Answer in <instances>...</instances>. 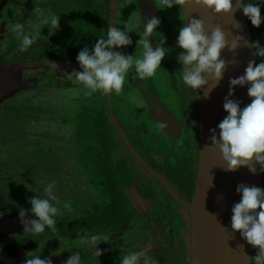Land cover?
<instances>
[{"label": "water", "instance_id": "water-1", "mask_svg": "<svg viewBox=\"0 0 264 264\" xmlns=\"http://www.w3.org/2000/svg\"><path fill=\"white\" fill-rule=\"evenodd\" d=\"M10 0H2L0 13ZM142 28L150 43L153 18L159 14L152 0H141ZM182 4L194 63L201 128V160L193 220L191 264H253L264 179V125L260 76L253 36L243 0H173ZM118 0H111V64L98 67L59 60L0 64V103L40 84L26 72L53 70L64 77L74 69L109 79L118 62L115 23ZM5 31H0L3 36ZM1 39V38H0ZM72 74V75H71ZM105 82V81H104ZM109 89V83L105 82ZM153 118L173 137L180 135L173 115L157 98L151 101ZM130 178V177H129ZM128 194L144 201L130 179ZM137 197V198H136ZM41 220L35 213H12L0 218V242ZM31 225V226H30ZM91 254L70 255L82 260ZM0 264L29 263L23 250Z\"/></svg>", "mask_w": 264, "mask_h": 264}, {"label": "trees", "instance_id": "trees-1", "mask_svg": "<svg viewBox=\"0 0 264 264\" xmlns=\"http://www.w3.org/2000/svg\"><path fill=\"white\" fill-rule=\"evenodd\" d=\"M20 1L21 0H16L15 2H18L20 4ZM23 1L26 4L32 1L34 2V5L39 4L42 1L48 2V5L43 4L42 6L38 7L39 11L37 15L39 17L41 16L40 21L36 19L31 20L30 17L26 19L27 26L25 27H29L32 29L30 39H28L29 43H27V45H24L22 42L19 45L20 47L17 48V46L14 45V42L9 41L7 47H5L6 49L0 52V64L16 63L22 61L40 62L52 60L89 64L98 67H108L111 64V0H102L104 3L102 4L101 8L96 5L98 8H94L92 10V13L89 14V16L92 17L99 16V18L97 19L98 21L97 23H95V25H92L91 28H87L88 35L82 39H78V37L76 36L75 38H73V34L75 32L79 33V31H81L79 27H85V25L89 24V21H83L85 25L83 24L81 20L86 14L81 16V13L79 12V7L73 6V0ZM77 1L79 0H76V2ZM80 1L86 2L87 0ZM1 2L2 0H0V3ZM141 2V0H137V11L140 14V18H142ZM243 3L244 10L246 13V19L252 32L253 43L256 52L257 68L260 76L259 89L261 95L264 125V0H243ZM160 4L161 10L164 9L165 14L163 15V18L160 19V23L163 26L162 28L165 29L166 32L169 34L168 36L170 38H161V40L159 39L157 42L154 39L155 46L150 47L153 48V52L156 53L155 55L158 56L161 52V46L163 45V42H165L167 43V46L170 49V58H172L175 56L176 52L174 38H176V36H178L180 32L177 31V27H180L179 25H177V20L180 19L181 21H185L184 13L182 5H175L173 3V0H160ZM153 5L154 7L157 6L155 2L153 3ZM27 6L24 4V7L28 9ZM46 6H49L50 11L45 12ZM59 7H62V10H58ZM63 10H66L67 12L65 13ZM44 16L45 18H43ZM47 16L48 19L51 20V23L54 24L53 27L57 26L56 21H58L60 16H66L71 20L69 24H72L68 26L64 32L61 31L58 36L60 40H63L67 43V46L65 47V49H67L66 54H62L60 52L58 54H55L51 49L50 43L42 38L43 34L40 30ZM140 22L141 26L139 27V29L141 35L139 36L144 37L143 33L145 35V31L142 28V19L140 20ZM116 26L117 23H115L116 48L117 52H119L120 54L121 50H119V37L117 35L118 31ZM50 34H47L46 36H52ZM144 39L146 42L150 43L146 35ZM78 47L80 48L81 53H79V51L75 52V49ZM91 52L93 54L96 53L97 56L91 57ZM191 59H193L192 54ZM191 62H193V60H191ZM173 64L174 63L167 59V63L164 67L167 66L168 74H171L169 76V82L171 83V85L176 86L177 82H179V79L181 77L179 75L180 73H178L180 71H178ZM117 65L113 71V76H116L118 72ZM74 70L75 73L77 70L81 71V73H83L81 74V77L82 75H88V71L86 70L78 68ZM46 72L54 74V76L51 77L53 79L47 77L45 74ZM30 73L32 76H41L40 79L36 78L40 85L36 88H33L34 90H36L34 97H29V92L33 90L31 89L29 91L21 92L15 97H12L10 99L5 100L3 103H0V136L5 134L4 139L0 137V167L2 168L0 169V182L2 185L5 184L6 186V191H2L0 194L4 196L2 200L3 202H0L1 206L7 205L12 207L13 210H15L16 208H25L33 212L35 211L33 210V207L26 205V198L28 199L27 196H25V199L23 200L18 196L19 193L27 194L28 192H32L31 190H29L30 186L26 184L36 182L35 180L28 181L27 171H25L24 168L22 169L21 167V165L24 166V163H20L21 159L19 158L18 154H20L19 152L22 150V148H25L22 143V137H25V135H27V132L29 133V131L33 134L37 132L39 134L41 131H45L46 134V132L48 131L49 135L52 132L50 131L53 128L52 125L57 123L58 120H63L66 124H68L70 128L71 132L68 134L69 138L73 136V133H75V131H79L77 138L80 148L82 150V154L79 160H87V165L89 160L91 162V166L94 167L95 178L92 181V185L94 186L92 188V193H86L82 188H80L77 190L83 191L81 192V195H78L76 193L74 194V197L77 196L75 201L79 203L78 206L81 207V205H84L87 206L89 209L92 208V218H90L87 223L86 221L84 223H79L77 220L69 226L63 227V223L57 224L55 222V218L47 216L40 210L43 216H45L46 218H50L49 223L47 224V230L49 232V235L51 238H57L60 236L64 237L65 233H67L65 232L66 228L69 232H76L77 234L85 233L87 229L95 230L96 233H98L99 235L104 232L116 231L118 226L125 223L126 221L122 220L119 216L125 210H127L126 204L128 199H124L125 195H123V193L127 189V181L125 176L120 173V170L122 169L124 163L121 164V161L118 160L119 158L117 159V152L121 149L122 145L117 142L116 134L114 132L113 126L111 125L112 121L110 118L111 115L109 111V108L111 107V98H108V104L102 98H98V100L97 98H95L94 101L97 106L96 111H94L95 109L92 110L89 109V107L87 108L86 106H83L82 108H79V112L77 111L76 113L73 112V110L70 111L67 106L61 108L52 105L51 99H47V97L49 96L45 94L47 93V90H55L58 88V86H62V83L65 82L63 75L61 76L60 73L58 74L56 71L53 70ZM125 77L128 81L129 77H131L130 81H133L134 79L132 73H130L129 76L127 75ZM114 80L116 81L115 77ZM47 81L49 85L46 84ZM67 84L68 81L66 85ZM87 85L90 88L91 84ZM114 86L109 87L112 90L115 89ZM67 87L71 86L67 85ZM100 87L101 89L99 88V86L97 87L93 84L92 89L96 88V91L100 93L102 92L103 95L105 90L104 81H102ZM127 87L128 89L132 87L131 82L130 85ZM34 125H36V129L38 130L32 131L28 129L30 127H35ZM16 136H20V139H15ZM6 137H8V139ZM45 139L46 138H43V143L38 145L43 146L42 148L40 147L37 150L38 159L42 160V162L40 161L43 165L42 169H45L47 171H56V165L58 164H55V161L53 159L55 157H62V154H55V152L52 151V148L49 146L50 144ZM68 146L69 145H67V147ZM25 150H27V148H25ZM25 157H27V155ZM84 165L82 163V168L84 167ZM11 170H15V172ZM58 173H62L61 168L58 169ZM67 181L69 182L70 187L75 186V180L70 181V179H67ZM45 186L49 187L50 189L51 186L57 187V184L54 185V183L51 182L49 186L45 183ZM41 189H43L42 186ZM9 196H12V198H9ZM82 212L86 214V211L82 210ZM87 215L88 219L89 214ZM253 264H264V179Z\"/></svg>", "mask_w": 264, "mask_h": 264}, {"label": "flooded vegetation", "instance_id": "flooded-vegetation-1", "mask_svg": "<svg viewBox=\"0 0 264 264\" xmlns=\"http://www.w3.org/2000/svg\"><path fill=\"white\" fill-rule=\"evenodd\" d=\"M15 1L10 0L0 13V31H5V34L0 36V52L6 49L4 47L9 39L11 28L19 27V30L20 28L22 30L27 26L26 19L34 8L32 1L27 4L23 0L20 1V4ZM152 1L157 4L155 8L159 12L153 18L154 24L151 28V35L157 42L161 38L170 37L160 23V19L165 15L164 9L161 10L160 0ZM24 4L28 5V9L24 7ZM180 4L179 1L178 5L180 6ZM3 14L8 18L7 20L2 19ZM20 18H22V22L17 25ZM182 23L186 38H182V45H179L180 50L175 49L174 56L177 58L178 53L184 56L183 60H175V62H180V66L176 69L180 71L178 73H180L181 81L177 82V87L171 85L170 93L178 98L180 107L173 108L166 104L157 88L154 89V86L149 82L148 87L144 88L145 92H142L145 97L144 104L148 108L144 112L140 113L139 111V113L140 116L145 117L149 125H154L156 130L151 127V133L145 124L135 121L138 120L135 116H127L121 124L114 122L116 120H113L112 115L110 116L116 140L122 145L117 152V159L119 158L121 164L124 163L120 173L126 179L127 177L131 178L145 200L137 201L134 197L131 198L128 194L130 186L127 183V189L123 193L124 199H128L127 210L119 216L122 220H126L125 223L119 225L114 232H104L100 235L92 233L88 236H83L84 233H82L81 239H85L84 243H91L92 246L101 240H93L90 239L91 237L102 238L103 241L108 242V248L105 246L85 250L89 254L94 250H100L103 254H92L82 260L68 259L71 254L63 252L66 250L64 237H60L57 243H55L57 240L51 242L52 238L47 230L50 218H46L36 211L33 212L25 208L13 210L10 206H1L0 204V218L12 213H35L41 217V220L30 225V228L27 227L0 242V260L7 255L23 250L25 259L29 263L71 264L93 259L91 264H101V261H109L110 264H120V262L121 264H191L193 220L190 207L196 193L202 142L197 89L194 87L195 78L193 79L194 63L191 62L193 60L191 59L192 51L186 22L182 20ZM177 31H181V27H177ZM143 36L142 38H145L144 33ZM139 38L141 39V36ZM174 40V45L180 43L175 38ZM164 44L167 45V43ZM120 55L125 56L126 54L118 52V62L122 61ZM74 73L75 70L72 74ZM24 75L26 78H41L40 75L32 76L30 72H26ZM60 75L62 76V74ZM114 77L116 76L112 75L108 80L110 86H114L116 82ZM141 77L134 76L133 81H130L131 77H129L133 88L138 86L142 80H146ZM125 88L128 89L127 86ZM185 95L186 100H184ZM155 98L173 115L181 128L180 135L176 134L177 138L154 121V108L151 101H154ZM136 116L139 117V115ZM138 122L142 121L138 120ZM128 132L131 133V138L128 137ZM5 187V184L2 185L0 182V194L2 191H6ZM3 198L4 196L0 195V202ZM104 234H108V241ZM75 238L71 241L73 242ZM121 239L125 240V249L119 252L117 244Z\"/></svg>", "mask_w": 264, "mask_h": 264}, {"label": "rangeland", "instance_id": "rangeland-1", "mask_svg": "<svg viewBox=\"0 0 264 264\" xmlns=\"http://www.w3.org/2000/svg\"><path fill=\"white\" fill-rule=\"evenodd\" d=\"M104 2L102 0H87L86 2L83 1H77L73 0V6L79 7L81 16L85 15L82 22L89 21V26L83 24L85 27L80 26L79 28L81 31L75 32L73 34V38L78 37V39L85 38L88 35L87 28H91L92 25H95L97 23V17L89 16V14L92 13V10L99 6L101 8L102 4ZM48 5V2H40L39 4L33 5V10H31L29 17L31 20L36 19L40 21V17L37 15L40 6L42 5ZM119 11L117 13V35L119 37V50H121L122 53L126 54L122 57V61H119L117 63L118 65V72L116 74V82L114 83L115 89H107L105 87L104 93L102 95V92H97L96 88L92 89L93 84L101 89V83L102 81L108 82L109 79H106V77H98V76H90L89 74L82 75L81 77V71L77 70L76 73H74V76L68 75L65 79V82L62 83V86H58L55 90H47L45 93L47 96V99H51L52 105L58 106V107H65L67 106L70 111L73 110V112L77 111L79 112V108H82L83 106H86L89 109H95L96 111V104L94 99L102 98L106 101L108 104V98L111 96V104H110V115H112L113 120L115 119L118 124H121L124 119L126 120L127 116H135L138 120L142 122H138L140 124H145L146 128L151 131V127L154 129V125H149V122L146 121L144 116H140V113L142 111H145L148 107L146 104H144V88L148 87L149 82L154 86V89L157 88V91L160 93L162 99L165 101L166 104L170 105L171 107H177L179 108V100L176 96L170 94L172 91L171 83L169 82L170 78L167 76L168 74V68L167 66L164 67L167 63V59H169L175 67L180 66V62L176 61L177 59L183 60L184 56H182L181 53H178L179 55L177 58L172 57L170 58V49L167 45L161 46V52L160 55H155L156 53L153 52L152 44L145 41L144 38H139L140 29L141 26V18L140 14L138 13L137 8V0H119ZM97 5V6H96ZM49 6L45 7V12L50 11ZM98 8V7H97ZM58 10H62V7H59ZM84 10V12H83ZM65 13L66 10H63ZM102 12V9H101ZM68 15V14H67ZM101 15V14H100ZM35 16V17H34ZM45 18V16L43 17ZM3 20H7L8 18L5 16V14L2 15ZM22 22V18L19 19V21L16 23L17 25H20ZM71 20L66 16H60L58 21H56L57 26L53 27L54 24L51 23V20L48 19V16L46 20H44L42 24V28L40 31L43 34L42 38L45 41H48L50 43L51 49L55 54H58L59 52L62 54H66L67 49L65 47L67 46V43L63 40H60L58 38L60 32H64L65 29L70 26L69 24ZM172 23V21H171ZM177 25L181 27V31L178 34L179 39L176 36V40H178L180 43L175 44V49L180 50L179 45L181 44L182 38H186L185 28L180 19L177 20ZM32 29L29 27H23L22 30L19 27H12L11 33L9 35V41L14 42L15 46L20 47L19 45L23 42L24 45H27L29 43L28 39H30ZM51 33V34H50ZM50 34L52 36L47 37L46 35ZM50 39V40H49ZM101 43V42H100ZM165 43V42H163ZM5 45V47L7 46ZM150 44V45H149ZM4 47V48H5ZM27 48V47H26ZM28 49V48H27ZM80 52V48H76L75 52ZM93 52V51H92ZM91 52V57H96L97 54H93ZM84 55V54H83ZM95 59V58H94ZM78 72V73H77ZM128 73V74H127ZM132 73L133 76H142L141 78L146 79L142 80L138 86L129 89H126L125 86H129L130 82L127 80L125 75ZM47 77L51 78L54 76V74L50 72L45 73ZM78 74V75H77ZM72 75V74H71ZM126 75V76H127ZM56 77V76H55ZM83 78V79H82ZM53 79V78H51ZM56 80V79H55ZM68 81L67 87L66 83ZM181 79H179L180 83ZM104 82V84H105ZM47 85H49L48 81L46 82ZM87 84H91L90 88ZM105 86V85H104ZM110 86V85H109ZM194 87H196V82L194 81ZM98 88V89H99ZM128 88V87H127ZM117 90V91H115ZM143 92V93H142ZM36 93V90H32L29 92V97H34V94ZM186 100V95L185 99ZM143 105V106H142ZM101 110V109H100ZM140 111V113H139ZM115 115V116H114ZM136 115H139L136 116ZM144 119V121H143ZM35 127L28 128L29 130L35 131L38 130ZM53 128L51 134L48 135V131L45 134V131H41L39 134L32 133L29 131L27 132V135L25 137H22V143L25 148H22V150L18 154L19 158L21 159L20 163H24V166L21 165L22 169L24 168L25 171H27L28 174V181L29 180H35L36 182L27 183L26 185L30 186V189L32 192H28L27 194H18V196L23 200L24 197L26 198V205H29L30 207H33V210L41 214V211L45 213L47 216L55 218V222L57 224H62L63 227H67L70 224L74 223V221H77L79 223H84L86 221H89L90 218H92V208H88L87 206L81 205L78 206V202L75 201L77 196L74 197V194L81 195V192L77 189L82 188L84 192L86 193H92V188L94 187L92 185V181L95 178L94 174V167L91 166V162L88 160L80 161L79 158L82 154V150L80 148V145L78 143V132L75 131L73 133V136L69 138L68 134L71 132L68 124H66L63 120H58L57 123L52 125ZM116 126V124H115ZM40 128V127H39ZM27 130V129H24ZM130 131V130H129ZM26 133V132H25ZM152 133V131H151ZM67 134V135H66ZM47 135V136H46ZM46 136V137H45ZM3 139L5 138V134L1 135ZM128 137L131 138L132 135L130 132H128ZM8 139V137H6ZM39 140H35V139ZM43 138H46L45 140L50 144L49 146L52 148V151L55 152V154H62V157H55L53 160L55 161L56 165V171H47L45 169H42V160L38 159L37 153L38 149L43 146H38L43 143ZM15 139H20V136H16ZM10 140V139H9ZM41 140V141H40ZM40 141V142H39ZM75 142V144H74ZM45 145V144H43ZM67 145H69L67 147ZM171 145V143H170ZM51 151V152H52ZM26 153V154H25ZM14 155V154H13ZM16 155V154H15ZM27 155V157H25ZM17 156V157H18ZM64 156V157H63ZM67 156V157H66ZM69 157V160H68ZM9 159V158H8ZM14 159V158H10ZM58 160V161H57ZM41 161V162H40ZM57 161V162H56ZM53 162V161H52ZM38 163V165H37ZM49 163V162H48ZM82 163L84 167L82 168ZM18 164V162H17ZM87 166V167H85ZM92 167V168H91ZM53 168V167H50ZM61 168L62 173H58V169ZM0 169H2L0 167ZM15 172V170H11ZM18 173V172H17ZM67 179L75 180V186L70 187L69 182ZM49 186L51 182L54 183V185L57 184V187L51 186L49 187L45 186V183ZM43 189H41V186ZM39 186V187H38ZM25 205V206H26ZM97 205V204H96ZM41 210V211H40ZM83 211H86V214H84ZM89 210V211H88ZM89 214V218L87 219ZM42 215V214H41ZM80 220V221H79ZM44 229V228H43ZM65 236L64 238L66 240V243L64 246H66V250H63L65 254H80L85 252V250H89L91 248H98V247H105L108 248V242H105L102 240V238L98 237H91L90 239L93 240H101L98 244L92 246L91 243H84L85 239H81L84 235H90L92 233H96L95 230L87 229V231L82 234L79 233H71L68 231V229H65ZM84 232V231H83ZM83 236H82V235ZM105 238H107L108 241V234H104ZM80 236V238H79ZM61 237V236H60ZM60 237L52 238V241H56L55 243L60 240ZM74 239L72 242L71 240ZM62 245V244H61ZM96 248V249H97ZM125 249V240L121 239L118 241L117 244V250L119 252H122ZM63 253V254H64ZM137 254V253H136ZM138 255V254H137ZM124 256V255H123ZM139 256V255H138ZM93 262V259L85 260L81 263L73 262L71 264H91ZM109 261H101V264H110ZM70 264V263H68ZM121 264V262H120Z\"/></svg>", "mask_w": 264, "mask_h": 264}, {"label": "clouds", "instance_id": "clouds-1", "mask_svg": "<svg viewBox=\"0 0 264 264\" xmlns=\"http://www.w3.org/2000/svg\"><path fill=\"white\" fill-rule=\"evenodd\" d=\"M187 34H188V32H187ZM39 215V214H38ZM40 216V215H39Z\"/></svg>", "mask_w": 264, "mask_h": 264}]
</instances>
